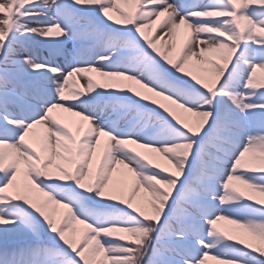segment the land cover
<instances>
[{
  "label": "snow or ice",
  "instance_id": "6c2138e0",
  "mask_svg": "<svg viewBox=\"0 0 264 264\" xmlns=\"http://www.w3.org/2000/svg\"><path fill=\"white\" fill-rule=\"evenodd\" d=\"M258 73L264 0H0V264H264Z\"/></svg>",
  "mask_w": 264,
  "mask_h": 264
},
{
  "label": "bare ground",
  "instance_id": "6f19581e",
  "mask_svg": "<svg viewBox=\"0 0 264 264\" xmlns=\"http://www.w3.org/2000/svg\"><path fill=\"white\" fill-rule=\"evenodd\" d=\"M115 15V14H113ZM118 18V17H117ZM185 29L182 27L180 30H179V36L177 37L176 39V45L177 47H179V45L182 43L184 37H185ZM97 80H99L100 78L99 77H95ZM75 79V78H74ZM79 87V85H77ZM66 118H68L69 122H71L72 120H74L75 118H71V117H68V114H64Z\"/></svg>",
  "mask_w": 264,
  "mask_h": 264
},
{
  "label": "rangeland",
  "instance_id": "374dc122",
  "mask_svg": "<svg viewBox=\"0 0 264 264\" xmlns=\"http://www.w3.org/2000/svg\"><path fill=\"white\" fill-rule=\"evenodd\" d=\"M258 75V78H264V74H260V73H258L257 74ZM116 174H114V176H115Z\"/></svg>",
  "mask_w": 264,
  "mask_h": 264
}]
</instances>
